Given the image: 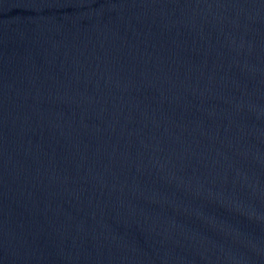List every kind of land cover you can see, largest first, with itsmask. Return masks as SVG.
<instances>
[{"label": "water", "instance_id": "1", "mask_svg": "<svg viewBox=\"0 0 264 264\" xmlns=\"http://www.w3.org/2000/svg\"><path fill=\"white\" fill-rule=\"evenodd\" d=\"M0 264H264V0H0Z\"/></svg>", "mask_w": 264, "mask_h": 264}]
</instances>
